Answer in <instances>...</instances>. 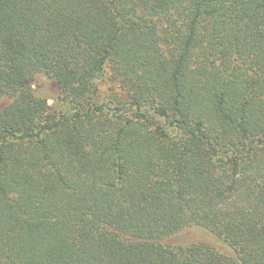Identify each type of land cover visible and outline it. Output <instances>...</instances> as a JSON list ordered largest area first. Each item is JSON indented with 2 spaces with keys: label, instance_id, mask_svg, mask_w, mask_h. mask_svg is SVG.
I'll list each match as a JSON object with an SVG mask.
<instances>
[{
  "label": "trees",
  "instance_id": "1",
  "mask_svg": "<svg viewBox=\"0 0 264 264\" xmlns=\"http://www.w3.org/2000/svg\"><path fill=\"white\" fill-rule=\"evenodd\" d=\"M0 264H264V0H0Z\"/></svg>",
  "mask_w": 264,
  "mask_h": 264
}]
</instances>
